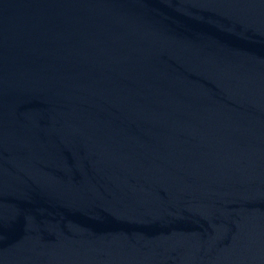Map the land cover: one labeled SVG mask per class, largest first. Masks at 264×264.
<instances>
[{"label": "water", "instance_id": "95a60500", "mask_svg": "<svg viewBox=\"0 0 264 264\" xmlns=\"http://www.w3.org/2000/svg\"><path fill=\"white\" fill-rule=\"evenodd\" d=\"M0 264H264V0H0Z\"/></svg>", "mask_w": 264, "mask_h": 264}]
</instances>
